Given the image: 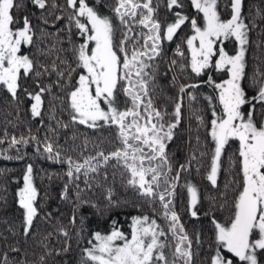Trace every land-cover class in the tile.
Instances as JSON below:
<instances>
[{"label":"snow or ice","instance_id":"snow-or-ice-1","mask_svg":"<svg viewBox=\"0 0 264 264\" xmlns=\"http://www.w3.org/2000/svg\"><path fill=\"white\" fill-rule=\"evenodd\" d=\"M189 3L196 10V16L173 11L183 9L184 0H166L165 6L174 17L169 22L158 18L159 0H94L93 3L65 0L63 5L57 0H30V4L41 11L43 24L48 25L49 17H52V27L66 20L55 32L40 30L41 42L46 38L53 40L46 48H41L37 45L36 26L30 17L23 15L18 19L14 15V10L25 9L23 0H0V86L16 102L17 108L22 103L20 93H23L31 101V117L41 118L43 124L44 94H51L56 87L63 95L54 96L53 101L58 100L70 118L68 123L58 120L53 103L50 119L58 128L68 129L79 124L100 131L114 127L115 140L107 143H118L114 150L106 152L102 147L104 139L96 142L85 137L82 145L71 147V151L80 149L78 158L74 159L72 155L63 156L57 128L49 126L43 140L32 135L31 129L28 137L21 135L19 138L15 135L9 138L5 130L0 144L7 142V148L0 151V156L10 150L19 153V145L35 141L37 153L67 165L68 184H65L61 198L68 199L69 185L75 184L79 201L76 210L90 205L101 215L121 207V202L114 198V190H107L106 202L101 207L81 198L84 189L79 188L77 181L83 176L84 184L91 189V181L96 179L92 174L99 175L101 169L111 165L120 171L121 177L126 176L124 186L133 189L152 208L151 216L147 213L132 216L127 232L121 230L115 220H112L110 232H94L92 239L87 241L90 246L83 249L81 264H194L193 239L182 223L174 201L181 174L196 162V156L193 154L187 164L179 165L173 175L167 149L182 119L183 94L199 85H179L180 95L175 99L171 114L161 111L152 98L158 67L155 61L163 56L164 42L173 41L186 23L190 24L192 34L183 38L187 56L180 44L176 46L177 54L184 61L179 63L180 71L190 69L196 76L206 75L207 79L202 83L217 92L215 97H206L213 116L208 132L213 148L206 179L213 187L218 185L226 146L230 141L238 142L229 162L232 168L238 164L239 172L225 184V192L220 194L224 203L218 205L221 210L227 209L229 215L221 222L212 209L205 213L213 225L215 245L209 264H261L264 260V73L259 77L253 75L251 87L255 91L249 95L242 86L246 79L245 56L249 43V25L243 16L244 0H226L223 8L229 11L228 18L223 17L221 0H189ZM97 4L108 8L111 14L101 12ZM65 10L70 11L65 14ZM229 40L238 44L234 54L226 51ZM65 43L67 48L63 47ZM25 46H29V51H23ZM32 48L36 49L35 53ZM53 54L55 58L51 63L39 59ZM170 63L174 67L178 61L173 59ZM213 71L223 73L227 78L217 82L211 75ZM53 74L56 80L45 85L42 78H50ZM173 82H177L176 76H173ZM188 95L195 99L190 92ZM214 100L218 101V109L212 106ZM244 106H248L247 112L243 111ZM258 108L260 119L256 118ZM167 115L171 116L170 120L165 119ZM195 118L204 125L203 116L196 115ZM76 138L75 134L71 137L73 141ZM90 143L95 154L85 155ZM15 158L23 157L17 155ZM115 174L114 171L113 177ZM103 179L107 181V171L103 172ZM182 187L188 195L187 210L197 218L198 188L191 182ZM230 188L231 201L227 198ZM16 195L23 210L21 235L30 238L34 221L40 215L39 190L34 183L32 164L26 166L23 186ZM157 214L163 224L158 223ZM50 218L51 213H46L44 219ZM76 221L74 212L69 222L75 225ZM80 222L83 223V217ZM58 231L64 237L69 235L63 227ZM196 241L200 243L199 233ZM11 251L19 253L20 249L13 247ZM62 251H68V247ZM44 262L42 255L39 264ZM4 264H9L7 253ZM17 264L29 262L24 260Z\"/></svg>","mask_w":264,"mask_h":264},{"label":"trees","instance_id":"trees-1","mask_svg":"<svg viewBox=\"0 0 264 264\" xmlns=\"http://www.w3.org/2000/svg\"><path fill=\"white\" fill-rule=\"evenodd\" d=\"M25 3L24 10H14V15L20 19L23 15H28L33 25L36 26L37 45L41 48H46L47 45L53 42L52 38H46L43 42L40 41L41 29H46L47 32H55L57 27L62 28L65 21L59 22L56 27H52V17H49L48 25L43 24L41 19V11L30 4V0H23ZM65 0H57V3L63 5ZM93 3L94 0H89ZM103 2V0H102ZM226 0H221V7L223 17H229V11L223 8ZM166 0H159L158 18L162 21L171 22L174 17L172 12L166 8ZM183 9H174L173 11H182L183 14L189 16H196V10L190 6L189 0H184ZM104 14H111L109 9L96 5ZM65 10V14H67ZM57 14H61L57 12ZM243 16L245 23L249 25L248 39H255L256 36H262L264 29V0H244ZM22 26V24H21ZM75 31V30H73ZM190 24L186 23L178 31L173 41H165L163 44V56L155 61L156 80L168 81L169 78L173 80V76L177 77L175 92L172 96L166 95L162 90V98L154 102L161 111H166L171 114L174 108V102L179 94L178 89L180 84H193L192 72L190 69L184 72L180 71L179 63L184 62L177 54L176 46L181 45V50L185 51L187 56V46L183 38L190 34ZM79 42L78 37H73ZM64 48L68 44L63 45ZM23 51H29V46H25ZM31 51L35 53L36 49ZM55 58V54L49 57L40 56L39 59L43 63H51ZM71 59V57H68ZM175 59L178 61L176 66L171 65V61ZM215 72V71H213ZM218 76V73L213 74ZM56 80L53 74L50 78H42V82L47 85ZM31 84V81H28ZM170 87H167V90ZM202 85L197 88L186 90L183 94L182 119L175 130L174 138L168 144L169 157L173 164V175L176 169L181 164H187L190 157L195 154L196 162L191 164V167L181 174L179 186L177 187V195L175 198L176 210L181 216V221L184 223L190 237L193 239L194 264H209V258L212 255L214 248V233L213 225L210 223V217L205 213L212 209L213 214L222 222L226 220L229 215L227 209L221 210L218 205L224 203L221 198V193L225 192V184H228L235 177V173L239 172L238 164L235 168L230 167L229 157L233 155V150L226 146L224 154L221 158V170L218 175V185L213 187L206 179L207 172L211 164V150L213 148L211 138L208 135V116L205 111L203 101V93L200 92ZM35 90V89H32ZM195 97L194 100L189 98L188 93ZM63 93L60 89L53 87L51 94H44L43 106V124L41 118H32L30 113V99L20 93L22 103L19 108L13 101L10 95L2 86H0V138H4V132L7 130L9 138L15 135L19 138L21 135L28 137L29 129L31 134L43 140L44 135L51 126L58 129L59 143L63 146V156L72 155L73 158H78L80 149L71 151L73 145H82L83 140L87 137L90 141L99 142L104 139L105 143L102 147L105 151H112L118 146L116 144L107 143L108 140H115V128L105 127L100 131L89 129L85 126L74 124L68 129L58 128L55 121L50 119V107L54 103L56 112L55 115L58 120L64 123L69 122V114L66 108L60 104L58 100L53 101L54 96H60ZM215 97V96H214ZM123 99V97H121ZM217 102L214 100L213 105ZM200 115L204 118V125H200L195 116ZM166 120H170L171 116L167 115ZM75 134L77 137L75 141L71 137ZM51 135V133H49ZM199 137V142L197 141ZM20 151L10 150L0 156V264H4L5 253H7V260L9 264H17V262L27 260L29 264H39V257L44 256V264H81V259L84 256L83 249L89 247L87 243L92 239V234L100 231L106 234L111 231L112 220L117 222V225L123 231L130 230L131 217L134 215H141L147 213L152 215V208L144 201V198L138 196L131 188H126L123 181L125 177H121L120 171L113 169L109 165L106 169H101L99 175L94 181H91L92 188L88 189L84 184L83 176L77 181L80 189H84L80 193L82 199L90 200L93 203L103 204L106 202L104 197L107 190L112 188L114 190V198L121 202V207L114 209L112 212L106 214H97L95 208L90 205L80 206L77 211L79 201L76 198L77 188L75 184L69 185L68 199H62L61 194L64 190L65 184H68V178L65 176L67 165L57 161L49 160L45 155L39 154L36 151L37 144L32 141L28 145H19ZM7 148V142L0 144V151ZM42 151V149H41ZM206 153L201 156L200 153ZM85 155L95 154L91 143ZM17 155L22 156V159H16ZM5 156H11L12 159H6ZM112 163H115L113 161ZM28 164L33 166L34 183L39 190V197L37 201L40 215L34 221L33 234L29 237L21 235L22 227V213L23 210L17 203V191L23 186V174ZM199 168V171L197 169ZM107 171L108 179L104 181L103 172ZM115 171V177L113 172ZM186 182L194 184L199 191L200 203L197 205L199 215L194 218L186 211L187 206V191L182 185ZM228 200L232 199L231 188L228 190ZM124 202H128L125 204ZM134 202V203H133ZM159 210V205L156 206ZM77 216L76 224L73 225L69 221L73 214ZM46 213H51V218L45 220ZM83 217V223L80 218ZM158 223L163 224L164 221L159 218L157 214ZM65 228L69 235L64 237L58 229ZM49 233L51 235L49 236ZM79 233V236L77 235ZM199 233L200 243H197L196 236ZM47 238V239H45ZM47 247H44V245ZM68 247V251H62L63 248ZM19 248V253L12 252L11 248Z\"/></svg>","mask_w":264,"mask_h":264},{"label":"flooded vegetation","instance_id":"flooded-vegetation-1","mask_svg":"<svg viewBox=\"0 0 264 264\" xmlns=\"http://www.w3.org/2000/svg\"><path fill=\"white\" fill-rule=\"evenodd\" d=\"M192 32L188 35H191ZM263 35H264V30H263ZM256 36L255 39L251 38L248 39L249 43L247 44V51H246V56L247 57V62H246V79L242 82V86L245 88L246 92L249 93V95L254 93V89L251 87V81L253 78V75L255 74L257 77H259V75L261 73H264V36ZM232 41V40H231ZM231 41L229 40L228 42H226V51L228 52H234V50L236 48H238V44L237 42L235 43V41L231 44ZM188 55V53H187ZM218 72H212L211 75L213 77L214 80H216L217 82H219L222 79H226V76H224L222 73H218V76H215L213 74H216ZM192 78H193V84H198V85H202V88L200 89V92L203 93V103L205 105V111H207V116H208V127L210 128V121L211 119H213L212 116V107L209 105L208 100L206 99L207 96H216L217 92L213 90V88L205 83H202V81L207 79L206 75H202V76H196L194 73H192ZM175 83L173 82V80L171 78L168 79V81H160L156 80V90L155 92L152 93L153 99L156 98V100H159L160 98H162V93L161 91L163 90L166 95L172 96L175 92V88H174ZM167 87L168 88L167 90ZM217 104H215V107L218 109L219 105H218V101H216ZM248 106H244L243 111L247 112ZM256 118L260 119V115H259V108L256 112ZM213 145V144H212ZM228 147H230L233 152L238 148V142L237 141H230L229 145H227ZM212 255L214 254V248L212 249ZM261 264H264V260L261 261Z\"/></svg>","mask_w":264,"mask_h":264},{"label":"rangeland","instance_id":"rangeland-1","mask_svg":"<svg viewBox=\"0 0 264 264\" xmlns=\"http://www.w3.org/2000/svg\"><path fill=\"white\" fill-rule=\"evenodd\" d=\"M264 30V29H263ZM262 35H263V33H262ZM264 36V35H263ZM231 41V40H230ZM234 42V40H232L231 41V44ZM236 43V42H235ZM229 54H234V52L232 53V52H229ZM245 60H246V62H247V57H245ZM223 74V73H222ZM224 75V74H223ZM224 76H226V75H224ZM227 78V77H226ZM152 98H153V96H152ZM199 191H200V189L198 190V193H199ZM186 200H188V196H187V199ZM186 211H188L187 210V206H186ZM225 221V220H224ZM224 221H222V222H224Z\"/></svg>","mask_w":264,"mask_h":264}]
</instances>
